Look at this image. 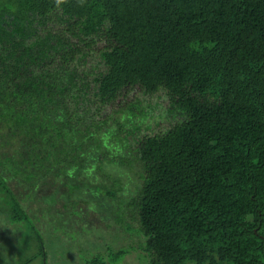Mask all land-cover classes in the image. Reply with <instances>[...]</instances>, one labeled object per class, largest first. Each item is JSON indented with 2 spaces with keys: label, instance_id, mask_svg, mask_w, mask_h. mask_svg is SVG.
Instances as JSON below:
<instances>
[{
  "label": "trees",
  "instance_id": "16d2710c",
  "mask_svg": "<svg viewBox=\"0 0 264 264\" xmlns=\"http://www.w3.org/2000/svg\"><path fill=\"white\" fill-rule=\"evenodd\" d=\"M78 179L122 229L82 264H264V0H0V264Z\"/></svg>",
  "mask_w": 264,
  "mask_h": 264
},
{
  "label": "rangeland",
  "instance_id": "374dc122",
  "mask_svg": "<svg viewBox=\"0 0 264 264\" xmlns=\"http://www.w3.org/2000/svg\"><path fill=\"white\" fill-rule=\"evenodd\" d=\"M164 106H166L165 103L160 105L159 109L161 110ZM147 121H150V118ZM82 180L78 179L73 182V185L69 183L67 188L69 191L65 189L68 192H63L64 189H56L51 181L43 189L42 187L38 189L30 200L35 208L33 210L39 211L42 213L41 218H45L44 227H37L45 241L48 264H82L94 252L96 255L104 254L110 258L111 252L121 246L122 241L118 234V232L121 233V225L115 223V215H112L111 219L107 217L105 219V215L112 214L113 205L108 202L109 200L103 202L99 198L101 186L98 187L99 191L95 187L100 184L95 185L93 190L90 188L92 183L89 180ZM116 210L117 207H115V213ZM108 223L112 224L111 228L106 226ZM2 230V236H4L6 231L3 228ZM28 235L30 236L29 233ZM18 236L19 248H27L29 243L31 247L24 252L21 251V255L18 256L20 259L25 258L29 252H38V242L35 237L26 236L25 243V240H22L24 235L19 232ZM103 249L104 253H102ZM132 257L135 258L136 255ZM41 260L39 258L32 264H41ZM135 262L134 259L130 264H136ZM113 264H122V262Z\"/></svg>",
  "mask_w": 264,
  "mask_h": 264
}]
</instances>
